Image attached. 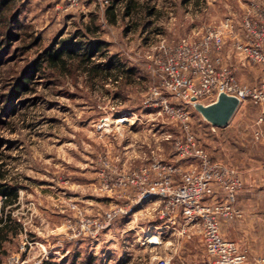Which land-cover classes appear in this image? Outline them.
I'll return each mask as SVG.
<instances>
[{"label": "rangeland", "instance_id": "374dc122", "mask_svg": "<svg viewBox=\"0 0 264 264\" xmlns=\"http://www.w3.org/2000/svg\"><path fill=\"white\" fill-rule=\"evenodd\" d=\"M14 1L18 14L9 23L7 44L0 48V168L7 181L18 187L11 215L20 230L5 243L7 254L2 261L11 254L20 255L28 264H43L48 259L61 264H153L164 255L170 257L169 264L202 260L205 252L198 230L170 234L146 226L157 216V205H148L150 214L137 213L131 228L129 214L118 216L100 228L93 241L75 236L77 211L86 219H101L104 212L123 205L128 200L124 194L132 188L124 191L113 182L154 160L171 163L179 172L190 167L191 156L179 155L173 146L177 138L184 141L185 131L166 112L163 100L169 107L186 109L196 144L213 161L222 158L221 136L215 135L216 129L192 101L162 86L160 66L179 38L189 35L198 41L208 28L229 18L239 39L225 31L221 61L231 66L241 84H258L264 80V61L241 53L236 44L247 42L242 25L245 17L264 25V0H140L153 6L158 15H147L145 10L133 17L119 13L113 24L104 17L111 0ZM92 18L100 38L109 43L107 55L135 68L133 81L91 85L84 73L63 76L47 70L13 92L16 77L38 51L75 30H84ZM253 42L264 51V32ZM237 63L252 69L250 74L240 73L242 81ZM214 99L197 101L208 104ZM121 117L124 120L117 121ZM226 137L228 142L222 141L232 161L235 137ZM211 198L220 201V190ZM237 201L242 216L222 221L221 233L250 257L264 255V186L252 189L243 184ZM67 219L68 228L63 226ZM151 234L158 237L156 247L146 242Z\"/></svg>", "mask_w": 264, "mask_h": 264}, {"label": "built area", "instance_id": "2783aa9c", "mask_svg": "<svg viewBox=\"0 0 264 264\" xmlns=\"http://www.w3.org/2000/svg\"><path fill=\"white\" fill-rule=\"evenodd\" d=\"M242 25L246 30L244 36L247 42H237L236 48L256 61H264V51L253 42L254 37L263 34L264 25L253 17H245ZM233 26V21L228 18L218 27L208 28L198 41L192 40L189 35L179 38L162 60V86L185 101H191V98L214 99L220 92L237 97L239 103L249 98L264 113V87L241 84L231 66L221 61L219 53L223 48L225 31L239 39ZM161 104L185 131L184 141L177 138L173 146L179 155L191 156L190 167L179 172L171 163L154 160L149 165L118 177L114 185L117 184L124 191L132 188V192L124 194L128 200L104 212L101 219H86L78 210L75 236H88L93 241L97 238L98 230L110 221L123 214L133 213L135 208L143 207L157 197L155 215L163 220L165 231L190 233L198 230L205 257L192 264H264V255L250 257L246 250L221 233L222 221L242 216V210L237 205L238 193L244 184L240 174L233 167L213 161L208 152L196 144L189 130V113L186 109L182 106L169 107L165 100ZM263 132L264 127L255 133L258 137ZM216 189L221 192L220 201L211 198ZM64 225L68 228L70 220L67 219ZM169 262L170 257L164 255L153 264ZM0 264H28V261L18 254H11Z\"/></svg>", "mask_w": 264, "mask_h": 264}, {"label": "trees", "instance_id": "16d2710c", "mask_svg": "<svg viewBox=\"0 0 264 264\" xmlns=\"http://www.w3.org/2000/svg\"><path fill=\"white\" fill-rule=\"evenodd\" d=\"M14 0H0V48L7 44L10 36L9 23L16 18ZM145 10L147 15H158L153 6H147L140 0H111L105 7L107 22H117L119 13L123 17H133ZM95 18L84 24V30H75L71 35L55 40L49 46L38 51L26 64L22 75L16 77L13 92L27 87L35 74L57 72L63 76L84 73L89 83L102 86L111 81L134 79L135 68L124 65L120 58L112 59L107 55L109 43L99 36ZM103 59V60H100ZM18 187L7 181L4 170L0 168V262L7 254L6 242L15 237L20 230V223L11 215L13 206L18 201ZM238 202V201H237ZM43 264H61L55 260H45ZM88 264H91L89 262Z\"/></svg>", "mask_w": 264, "mask_h": 264}, {"label": "crops", "instance_id": "0c3cea01", "mask_svg": "<svg viewBox=\"0 0 264 264\" xmlns=\"http://www.w3.org/2000/svg\"><path fill=\"white\" fill-rule=\"evenodd\" d=\"M237 66H238L239 80H241L240 73L242 71L246 72L247 74H250L252 72V69L250 67L247 68V66H245L246 68H243L244 66L239 65L238 63ZM259 80L260 83L261 82L264 83V80L262 79ZM259 82L258 84H256L257 82L253 83L252 86L257 85L256 87H264V85H260ZM260 117H262L261 120H259ZM210 125L213 126L212 124ZM263 127H264V113H262L260 108L256 104H254L252 100L249 98L244 99L239 103L237 109L233 113L227 125L214 126V129H216L215 135L218 138L221 136L224 142L225 141L228 142L226 136L234 135L235 145H236L234 159L231 161L229 160L230 159L229 148L226 147L227 143L223 145V141L220 140L219 144L223 145V146L221 145L222 147L221 151L223 153V156L221 159H216V161L228 164L229 166L234 165L237 168L235 169L240 174L243 183L250 185L252 189L254 187L264 186V132L258 137L256 136L255 133ZM157 204H158V198L156 197L149 204L147 205L145 204V206H143L142 208L127 215V223L129 224V227L130 228L132 227L134 220L136 219L137 213L140 214L142 213L144 215H147V213L150 214L148 205H157ZM151 221L152 223L147 224L146 226L148 227L152 226L156 230L158 229L166 230V226L163 225V220L159 219L157 216L155 217V219H152ZM63 226L65 227L64 223ZM110 231L111 228H109L108 232ZM158 233H160L159 230ZM169 233L175 234L176 232H169ZM67 235H68L67 230L65 229V236L67 237ZM146 242L145 240H139L140 245L145 244L147 246ZM148 243L149 245L155 244L153 247H156V245L159 242H155V243L148 242ZM119 252L122 253V251Z\"/></svg>", "mask_w": 264, "mask_h": 264}, {"label": "water", "instance_id": "95a60500", "mask_svg": "<svg viewBox=\"0 0 264 264\" xmlns=\"http://www.w3.org/2000/svg\"><path fill=\"white\" fill-rule=\"evenodd\" d=\"M191 101L202 118L213 126L227 125L239 105L237 97L224 92L218 93L208 104L198 102L195 98H191Z\"/></svg>", "mask_w": 264, "mask_h": 264}, {"label": "bare ground", "instance_id": "6f19581e", "mask_svg": "<svg viewBox=\"0 0 264 264\" xmlns=\"http://www.w3.org/2000/svg\"><path fill=\"white\" fill-rule=\"evenodd\" d=\"M122 120H124L123 117L118 118L117 121H122ZM147 241L150 242V243L159 242L158 237H157V235H155V234H153V235H152V234L149 235L148 238H147Z\"/></svg>", "mask_w": 264, "mask_h": 264}]
</instances>
